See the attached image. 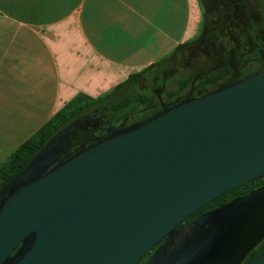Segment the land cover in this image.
I'll use <instances>...</instances> for the list:
<instances>
[{
  "label": "water",
  "instance_id": "95a60500",
  "mask_svg": "<svg viewBox=\"0 0 264 264\" xmlns=\"http://www.w3.org/2000/svg\"><path fill=\"white\" fill-rule=\"evenodd\" d=\"M67 128L0 188V264H135L163 236L150 259L195 264L235 228L264 229L262 186L207 215L219 221L186 250L173 240L195 209L264 176V68L77 148L52 145Z\"/></svg>",
  "mask_w": 264,
  "mask_h": 264
},
{
  "label": "crops",
  "instance_id": "0c3cea01",
  "mask_svg": "<svg viewBox=\"0 0 264 264\" xmlns=\"http://www.w3.org/2000/svg\"><path fill=\"white\" fill-rule=\"evenodd\" d=\"M199 21L195 0H0V154L75 95L169 57Z\"/></svg>",
  "mask_w": 264,
  "mask_h": 264
},
{
  "label": "flooded vegetation",
  "instance_id": "af4514ba",
  "mask_svg": "<svg viewBox=\"0 0 264 264\" xmlns=\"http://www.w3.org/2000/svg\"><path fill=\"white\" fill-rule=\"evenodd\" d=\"M210 17L204 13L201 30L194 39L163 61V66L153 68L133 82L139 98L146 97L148 102L138 103L141 108L121 113L112 119H102L98 113H90L80 119L79 127L88 129V135L79 145L93 138L107 134L109 130L127 127L143 121L151 115L169 108L181 101L199 97L205 93L229 85L261 68L264 64V47L259 45L249 49L241 37L232 8L214 4ZM261 44V41H257ZM61 139L53 145H61ZM264 176L249 181L242 186L228 190L211 201L201 205L174 227V244L181 251L186 250L190 238L203 236L219 218L207 217L235 199L262 186L258 184ZM258 180V181H256ZM223 215L222 217L229 216ZM236 215V213H234ZM258 227L251 222L249 228H235L229 241L216 252L209 253L195 264H244L248 257L264 241V229L257 233ZM244 231V232H243ZM166 236L151 246L135 264H157L149 258L154 250L165 244ZM17 249L12 251V254Z\"/></svg>",
  "mask_w": 264,
  "mask_h": 264
},
{
  "label": "trees",
  "instance_id": "16d2710c",
  "mask_svg": "<svg viewBox=\"0 0 264 264\" xmlns=\"http://www.w3.org/2000/svg\"><path fill=\"white\" fill-rule=\"evenodd\" d=\"M188 44V42H183L178 44L169 54L171 57L175 52L180 48ZM168 57V58H169ZM167 59V58H166ZM156 64H151L139 72L130 74L124 81L116 84L112 90H118L121 87L125 86L129 82L134 81L141 75L148 73L151 68ZM264 67V64L261 65ZM109 92L103 94L107 95ZM103 95L96 96L94 98L85 96L83 94L75 95L71 100L67 101L59 110H57L42 126H40L29 138L24 140L17 148L12 151L6 160L0 164V188L1 186L11 177L16 175L20 170L24 168L30 158L35 155L40 149L44 148L51 140L54 138L55 134L64 128L68 127L64 133V136L61 138L60 144L66 146L75 147L77 143L80 142L81 138H85L88 135V129L80 128L79 122L85 116L81 115V111L84 110L86 105L89 103H98L102 100ZM88 99L91 102H85L83 100ZM145 103L148 102L146 97L139 98L138 95L133 97L120 96L116 100L115 110L119 111L123 107L125 108L131 102ZM109 104V103H108ZM132 110V108H131ZM96 113V112H91ZM54 143H52L53 145ZM81 146V145H79ZM258 181V180H256ZM258 184L264 182V178L258 181ZM264 248V241H262L257 247V249L248 257L244 264H248L262 249Z\"/></svg>",
  "mask_w": 264,
  "mask_h": 264
},
{
  "label": "rangeland",
  "instance_id": "374dc122",
  "mask_svg": "<svg viewBox=\"0 0 264 264\" xmlns=\"http://www.w3.org/2000/svg\"><path fill=\"white\" fill-rule=\"evenodd\" d=\"M197 9L200 12V21L198 24V30L193 38L187 40V42L197 36L201 30V25L204 19V13L208 16H212L211 10L214 4H219V6L231 7L232 14L234 15L235 21L239 26L238 29L241 32V37L244 43L248 46L249 49H255L259 45L264 47V0H195ZM261 41V44H258L257 41ZM168 58V57H166ZM163 58L156 62V67L163 66V61L166 59ZM151 68V70L153 69ZM150 70V71H151ZM140 70H130L127 74L120 76V79H109V93L103 95V98L98 103H92L88 99L83 101L91 102L81 111V115L85 116L91 112H96L100 115L102 119H112L114 116H117L121 113H128L131 108L136 110L141 108V104L131 101L128 106L123 107L119 111H116L114 108L116 105V100L120 96L133 97L137 94L136 86L133 85V82H129L125 86L121 87L118 90H112V88L124 81L128 75L134 74ZM109 103V104H108ZM7 158L6 154H0V164H2ZM259 247V246H258ZM257 249V248H256Z\"/></svg>",
  "mask_w": 264,
  "mask_h": 264
}]
</instances>
